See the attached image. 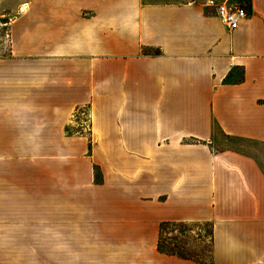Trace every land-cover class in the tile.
<instances>
[{"label": "crops", "instance_id": "obj_1", "mask_svg": "<svg viewBox=\"0 0 264 264\" xmlns=\"http://www.w3.org/2000/svg\"><path fill=\"white\" fill-rule=\"evenodd\" d=\"M243 144L264 150V0H0V264H202L159 252L164 222L211 225L204 264H264Z\"/></svg>", "mask_w": 264, "mask_h": 264}, {"label": "rangeland", "instance_id": "obj_2", "mask_svg": "<svg viewBox=\"0 0 264 264\" xmlns=\"http://www.w3.org/2000/svg\"><path fill=\"white\" fill-rule=\"evenodd\" d=\"M76 122L80 126H74L71 130L87 129V110L80 109L76 113ZM237 145L234 141H228L223 136L216 137L212 145L214 151H222L227 147ZM249 144H243L246 151L259 156L264 161V150L249 148ZM245 150V149H244ZM212 227L209 223H185L178 226H169L164 233L166 245L178 249L184 255L189 256L200 263H206L212 253Z\"/></svg>", "mask_w": 264, "mask_h": 264}, {"label": "built area", "instance_id": "obj_3", "mask_svg": "<svg viewBox=\"0 0 264 264\" xmlns=\"http://www.w3.org/2000/svg\"><path fill=\"white\" fill-rule=\"evenodd\" d=\"M208 6L215 9L229 31L238 29L240 23L249 16L246 9L238 4H219L215 1H209Z\"/></svg>", "mask_w": 264, "mask_h": 264}, {"label": "trees", "instance_id": "obj_4", "mask_svg": "<svg viewBox=\"0 0 264 264\" xmlns=\"http://www.w3.org/2000/svg\"><path fill=\"white\" fill-rule=\"evenodd\" d=\"M184 224V223H171V222H164L161 223L160 225V235H159V241H158V250L159 252L169 255V256H177L179 258H183V259H188V260H193L195 262L200 263L199 261L184 255L181 251H178V249L176 248H172L170 246L166 245V241L164 239V233L166 232L167 228L169 226H178V225ZM204 264V263H202Z\"/></svg>", "mask_w": 264, "mask_h": 264}]
</instances>
